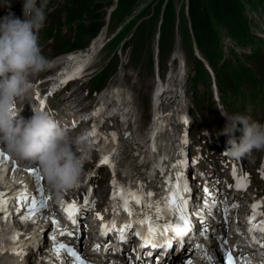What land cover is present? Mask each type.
<instances>
[{
    "label": "clouds",
    "instance_id": "9594fccd",
    "mask_svg": "<svg viewBox=\"0 0 264 264\" xmlns=\"http://www.w3.org/2000/svg\"><path fill=\"white\" fill-rule=\"evenodd\" d=\"M0 7L10 8V0ZM45 9L46 3L23 0V19L11 11L0 17V149L17 160L36 164L50 189L60 196L79 184L84 165L91 159L92 144L88 134L73 135L38 106L31 107V117L20 115L23 107L17 102L29 93L30 78L51 66L38 43L47 21ZM216 107L226 117L216 133L227 137L224 155L241 159L264 151V123ZM237 131L241 133L238 139Z\"/></svg>",
    "mask_w": 264,
    "mask_h": 264
},
{
    "label": "trees",
    "instance_id": "16d2710c",
    "mask_svg": "<svg viewBox=\"0 0 264 264\" xmlns=\"http://www.w3.org/2000/svg\"><path fill=\"white\" fill-rule=\"evenodd\" d=\"M135 1L117 0V8L121 13L131 15L138 5ZM263 3L264 0H188L186 13L191 22L195 42L204 58L213 68H216L220 64L222 47L221 30L223 31V35L230 37L233 42L240 43L248 35L249 28L244 11L253 10ZM99 6V3L95 0H70V6H66L65 9L67 22L77 20L78 33L87 32L90 36L95 35L100 30L102 24L98 20V14L96 13V9ZM147 8L148 11H144L136 17L138 18L147 12L151 18L141 23L138 31L142 32L147 28L159 24L161 29V45H163L169 34H172L173 23L176 18L174 0H151ZM179 10V26L181 31L185 32L184 36L188 43L185 46L191 58V41L187 33L186 15L182 5ZM83 14L88 19V23L86 24H84L82 19ZM197 61L196 66H194V81L203 78L206 73L202 62L200 60ZM239 67H242V65ZM224 68L225 66L221 67V69ZM219 80H222V78L218 75V86Z\"/></svg>",
    "mask_w": 264,
    "mask_h": 264
},
{
    "label": "snow or ice",
    "instance_id": "6c2138e0",
    "mask_svg": "<svg viewBox=\"0 0 264 264\" xmlns=\"http://www.w3.org/2000/svg\"><path fill=\"white\" fill-rule=\"evenodd\" d=\"M79 69H77L72 75H76L78 74ZM67 75V74H66ZM71 78V77H68ZM67 80L61 81V83H66ZM41 105L43 106V101H41ZM94 115H99V110L94 113ZM186 122V121H185ZM92 135L94 137L99 136V132L97 131L96 128V124L94 123L93 125V132ZM155 135V133H154ZM116 139V133L113 132L111 133L110 136H105V143H108L109 140H115ZM153 150H154V146H153ZM4 159H7V157L5 156ZM100 164H108L109 167H113L111 160H110V156L108 155H104L102 157V159L100 160ZM28 171H30L36 178L37 183H39L41 177L38 175V169L32 168L29 169ZM262 175H264V172L261 173ZM233 176H236L235 173V169H233ZM246 175L245 176H241L239 178H237V184L236 187L237 189H241V188H245L246 187ZM178 181H183V177L179 176L178 177ZM113 183V194H112V199L114 201H116L117 197H119V201L121 203H114V211L116 208L118 207H122L123 211L126 212L129 216L133 215V211L132 208L135 204H141L144 202L145 197H150L152 196V193H143L142 191H140L139 189H137L136 191H132L131 189H126L124 187H121L120 185L117 184V182L115 180L112 181ZM42 191V190H41ZM171 195L166 197L163 201L159 202V203H154V204H150L149 207L153 208L155 210V215H145L143 218L139 219V220H135L134 223L139 224V225H146L147 226V233L148 236H153V235H159V236H166L167 233L172 232L174 235H184L189 228L187 227V225L190 223L186 216L183 215L186 212V204L187 201L183 198L182 195H180V192H187L189 191V189L187 188L186 184H184L181 187V184L178 182L177 185L175 186L174 189H170L169 190ZM18 202L20 200H24V201H28L29 197L27 196L26 193H21L18 198H17ZM8 200L7 198H5L4 193L0 192V213H4L5 215H7V205ZM37 200L33 197L31 198L30 203H26L24 206L26 208H28V214L27 215H22L20 218L22 220H26V219H30L34 212L37 210ZM88 202L87 200L85 201V206H87ZM46 205L44 203V200L41 199L39 201V208H44ZM235 206V205H234ZM260 208L259 204H253L252 205V209H253V215L251 217L248 218L249 220V224H250V228H249V232H252L253 230H259L261 232H264V212H257V209ZM64 211L66 213V215L68 216V218L72 221L73 224L76 223L75 220V215L76 213L79 211V208L77 207V205L75 204V202H72L70 204H67L64 207ZM169 214L171 215H178V219H180L182 221V224L184 225L183 227L181 226H177L175 224L174 220H171L169 217ZM260 215L262 217V219H260L259 222L257 223H253V221L256 219V216ZM163 220L164 222L161 224L159 223V221ZM52 224L56 225L58 224V222L53 218L52 219ZM133 226L132 223H128L125 224L123 227H120L118 229V231L120 232V238L121 239H125L124 237V232H126L129 228H131ZM116 227V223L115 221H113V228ZM107 228V226H102V234L103 235H107V231H104L103 229ZM62 235L64 233H61ZM69 235H72V233H68ZM137 235H141V233L139 231H137L136 233ZM143 238V237H142ZM12 240L17 241V236H13L11 237ZM51 239H53V241H55V237H52ZM151 242V241H150ZM142 246H145L144 244H142ZM153 247H156L157 244L156 243H152ZM168 247H171V243L170 241L167 244ZM96 248H98L99 246H95ZM200 247V246H197ZM10 251H12L14 254L20 255L21 257H23L24 252H23V248L20 245H14L12 249H10ZM54 255H56L58 258L60 256V253L63 251L65 253V255L69 256L70 258H72L73 264H86V261L79 255V253L67 246L64 245L62 243H54L53 245V249H52ZM203 251V249H202ZM226 256V260L224 262V264H235L234 258L232 257L231 253H225ZM205 258L211 262L212 261V257L207 256L205 254ZM186 264H192L191 260H188L186 262Z\"/></svg>",
    "mask_w": 264,
    "mask_h": 264
},
{
    "label": "rangeland",
    "instance_id": "374dc122",
    "mask_svg": "<svg viewBox=\"0 0 264 264\" xmlns=\"http://www.w3.org/2000/svg\"><path fill=\"white\" fill-rule=\"evenodd\" d=\"M99 3L100 7L98 8L97 12H98V18H104L105 12L108 11L109 7L112 5L114 0H95ZM176 3H181L183 2V4L186 2V0H174ZM150 4L151 0H136L135 3L138 4L136 7V10L134 11V14L130 15V16H134V15H138L141 12L147 10V5L145 4ZM58 3L61 4L62 0H58ZM140 3H142V5H140ZM62 5L57 6V8H61ZM244 13L247 15V17H249L251 19L252 22V26H253V30L257 33H260L259 35H262L264 33V14L261 12V9H257L255 11H244ZM53 19H55V17L57 18V16L59 17H63V11H54L53 13ZM147 17H141L139 20L140 21H144ZM120 23H122L121 21H115L112 24L114 25V28L110 31L109 33H107V36H109L112 32H114L115 30H117V27L120 25ZM111 24V25H112ZM72 35H73V31L72 33L69 35V37H71L72 40ZM85 38V36H84ZM64 41V40H63ZM62 41V43H63ZM86 44V41L84 39H80L78 40V43H76L75 46L77 47H82ZM260 43H258L259 46ZM64 45V43H63ZM62 45V46H63ZM238 53L243 56V49L238 48ZM117 54H118V58H119V63H122V67L120 70L121 73V78H122V83H126L128 86H130L132 88V90H135L139 93V96H144L145 100H146V105L144 108V111H146L147 106L149 104V100H148V93L150 90V86L153 83V74H147L145 76H143L142 71L140 70L142 67V64L144 62V56L142 57V59L139 62V65H132L130 62V50L129 48H120V46L117 47ZM260 55L263 56V53L260 52ZM106 56L102 53V50L97 54V56L94 58V65L95 66H99L101 61L105 58ZM240 71L243 75L251 77V73L249 72L248 68L246 67H241ZM101 80V76L97 77L95 79L96 83H98ZM114 83L117 81V78L113 79ZM189 83L186 82L185 87H188ZM210 84L209 87H207L206 85H202L200 84L198 89L200 91L203 90V92H207L210 89ZM137 92L133 95L134 99L136 100V103L138 104L137 101ZM186 92L188 93L189 96H191V87L186 90ZM189 98V97H188ZM210 98L207 94L203 95L201 98V105H203L202 109L199 111L198 108H195L192 106L191 108V112L194 115V121H200L203 119V116H206L207 119H203V123H207L209 125V123L215 119L218 118V111L215 107V104L212 105L211 107H206L205 104H209L210 102ZM257 105L255 108H259L261 107V105H264V103L262 101H256ZM187 103V101H186ZM188 104V103H187ZM198 112V114H196ZM195 125V124H194ZM201 127V126H200ZM199 127V128H200ZM107 175H104V179H102V184L99 190V193L103 194L106 193L107 190Z\"/></svg>",
    "mask_w": 264,
    "mask_h": 264
},
{
    "label": "bare ground",
    "instance_id": "6f19581e",
    "mask_svg": "<svg viewBox=\"0 0 264 264\" xmlns=\"http://www.w3.org/2000/svg\"><path fill=\"white\" fill-rule=\"evenodd\" d=\"M121 24V23H120ZM102 36L103 35H101V37H99V38H96L94 41H93V43H92V45H93V48H94V50H96V46H97V44H98V42H99V40L102 38ZM86 50H84V52H85ZM91 51V48L90 49H88L87 50V53H89ZM81 52V51H80ZM76 53V54H74L73 55V61L74 62H79V63H83V61H84V58H79V56H82V54L81 53ZM83 56H85V55H83ZM76 60H80V61H76ZM163 85V84H162ZM176 89H177V87H176ZM180 95V90H178V91H171L170 92V94H168V95H164V94H162L161 95V100H162V104L164 105V104H166L167 103V105H170V103L169 102H167L166 100H168V98L167 97H170V98H174V97H178ZM156 97H157V95H156ZM155 97V98H156ZM118 98V100H119V105L115 108V109H113L112 111H111V113H112V116L113 117H116L117 115H119V116H121V118L123 119V120H125V119H128V114L125 112V103H124V97L123 96H118L117 97ZM177 109H179V108H177ZM175 111L177 112V110L175 109ZM105 114H106V112H105ZM153 124H157V120H154L153 121ZM140 146H142V145H139L138 147H140ZM126 147H127V149H128V151H129V153H130V158L129 159H127V160H125V161H127L129 164H132L133 162L135 163V155L139 152V151H132L131 152V150H132V147H131V145L128 143V142H126ZM134 148H136V146L134 147ZM120 165V164H119ZM141 166V167H140ZM140 166H136V167H134V168H136L140 173H146V166H143V165H140ZM1 242V241H0ZM11 249V248H10ZM10 249H6L5 248V246H4V244L3 243H1V245H0V256H3L5 253H8L9 254V256L7 257V258H5V259H3V260H0V264H16V262L14 261L15 260V258H14V256L16 255V254H14L12 251H10Z\"/></svg>",
    "mask_w": 264,
    "mask_h": 264
}]
</instances>
